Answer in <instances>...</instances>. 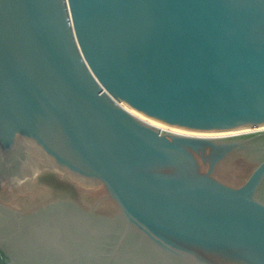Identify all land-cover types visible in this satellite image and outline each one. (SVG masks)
<instances>
[{
    "label": "water",
    "instance_id": "1",
    "mask_svg": "<svg viewBox=\"0 0 264 264\" xmlns=\"http://www.w3.org/2000/svg\"><path fill=\"white\" fill-rule=\"evenodd\" d=\"M70 3L0 0V264H264V129L92 72L264 126V0Z\"/></svg>",
    "mask_w": 264,
    "mask_h": 264
},
{
    "label": "bare ground",
    "instance_id": "2",
    "mask_svg": "<svg viewBox=\"0 0 264 264\" xmlns=\"http://www.w3.org/2000/svg\"><path fill=\"white\" fill-rule=\"evenodd\" d=\"M69 2V8L71 11V15H72V19H73V24H74V28H75V32L77 34L76 31V26H75V22H74V17H73V12H72V8H71V3L70 0H68ZM78 38V37H77ZM89 66L91 67V65L89 64ZM92 69V67H91ZM92 72L94 73L95 77L98 79V81L101 83L102 87L104 88L105 91H107L118 103H120L123 107H125L126 109H128L131 113H133L134 115H136L137 117H139L140 119L160 128L163 130H167V131H171V132H175V133H181V134H186V135H195V136H221V135H229V134H235V133H241V132H246V131H252V130H257V129H264V126H260L258 128H242V129H238V130H233V131H229V132H196V131H189L186 129H181V128H177V127H172L166 124H163L159 121L153 120L151 118H148L140 113H138L137 111L133 110L131 107H129L127 104H125L123 101H121L119 98H117L106 86L105 84L102 82V80L98 77V75L95 73V71Z\"/></svg>",
    "mask_w": 264,
    "mask_h": 264
}]
</instances>
